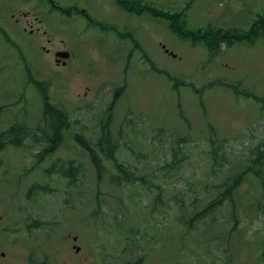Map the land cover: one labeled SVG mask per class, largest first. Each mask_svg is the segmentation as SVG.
<instances>
[{
    "label": "rangeland",
    "instance_id": "1",
    "mask_svg": "<svg viewBox=\"0 0 264 264\" xmlns=\"http://www.w3.org/2000/svg\"><path fill=\"white\" fill-rule=\"evenodd\" d=\"M140 1L185 12L195 31L247 32L264 15V0ZM53 2L79 10L64 17L46 0H0V131H28L20 148L0 152V264H264L263 36L220 40L210 56L166 20L114 0ZM59 50L71 52L66 66ZM34 80L68 116L50 154ZM103 127L115 162L101 157L98 177L76 137L95 147ZM116 163L143 180H116ZM241 174L234 201L193 221ZM35 184L45 192L28 194Z\"/></svg>",
    "mask_w": 264,
    "mask_h": 264
},
{
    "label": "trees",
    "instance_id": "2",
    "mask_svg": "<svg viewBox=\"0 0 264 264\" xmlns=\"http://www.w3.org/2000/svg\"><path fill=\"white\" fill-rule=\"evenodd\" d=\"M118 4L126 9L129 12H133L136 14H142L144 12L149 13L150 15L161 18L169 22L170 30L175 33L180 39L190 42L191 44H202L205 46L210 52H214L215 48L218 47L219 41L223 40L228 43L229 46H232L236 42H244L245 40L252 42V38L256 35H262L264 38V15L260 16L255 20L254 27L251 26V29L247 32H243V28L240 27H223V26H212L209 25L206 28L201 30H193L192 28L185 27V21L183 19L185 12L182 13H171L166 12L164 10L158 9L152 4L143 3L140 0H117ZM249 33V34H248ZM6 34V33H4ZM128 36V34H124ZM6 39L10 40V38ZM34 84L37 88L41 89L44 95V111L46 117L49 118L50 121V130L51 133H47L44 131L43 140L46 142L45 153L50 154L61 144L62 140V131H64L68 127V117L67 114L61 110L56 108L49 100V96L47 95V87L48 85L44 82H39L34 80ZM122 89L116 90L113 93L111 105L115 104L117 99L120 96ZM7 104H0V115L3 113L4 109L7 108ZM104 134L98 140V143L95 144V147L91 146L90 143H87L80 136L77 135L76 141L87 151L90 160L97 170L98 177H101L105 168L103 167L102 158L105 157L109 160H113L115 162L114 152L115 146L111 142V137L109 132H106V127L103 129ZM28 135V131L24 125L13 124L9 128L0 131V152L7 149L8 147L20 148L24 140ZM35 135V134H33ZM99 154H98V152ZM107 153H106V152ZM102 157V158H101ZM257 162V161H256ZM55 165V164H54ZM117 171L119 176L116 177V180L120 182H130L136 180H142V178L133 175L131 172H128L126 169L122 168L121 164L116 163ZM69 170H75L74 165H69ZM48 173V172H47ZM231 180V185L225 184L223 185V191L218 194V196L213 199L208 205L199 210L193 221H199L203 219L205 216L210 214L212 210L216 209L219 205H222L224 201L227 199L233 200V192L240 186L244 179V174L237 175ZM41 190V191H40ZM41 192H45V189L41 187L39 184L32 185L29 188L28 194L37 195ZM29 195V196H30ZM192 221V222H193ZM192 222L190 224H192Z\"/></svg>",
    "mask_w": 264,
    "mask_h": 264
}]
</instances>
